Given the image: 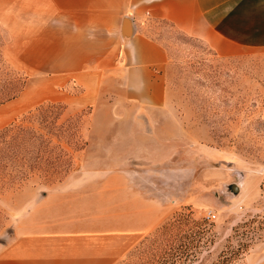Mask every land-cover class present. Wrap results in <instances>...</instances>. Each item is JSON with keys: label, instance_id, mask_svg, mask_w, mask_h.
Wrapping results in <instances>:
<instances>
[{"label": "rangeland", "instance_id": "1", "mask_svg": "<svg viewBox=\"0 0 264 264\" xmlns=\"http://www.w3.org/2000/svg\"><path fill=\"white\" fill-rule=\"evenodd\" d=\"M146 31L168 50L166 100L126 113L103 65L72 64V0H0V132L22 153L0 156V242L41 191L84 186L83 166L116 163L124 136L139 159L166 166L183 205L117 264L156 263L194 238L192 264L223 251L226 264H249L264 248V54L219 56L166 21L149 19ZM86 151L103 159L86 161Z\"/></svg>", "mask_w": 264, "mask_h": 264}, {"label": "crops", "instance_id": "2", "mask_svg": "<svg viewBox=\"0 0 264 264\" xmlns=\"http://www.w3.org/2000/svg\"><path fill=\"white\" fill-rule=\"evenodd\" d=\"M149 19L205 40L222 57L264 54V0H72V64L103 65L126 113L166 100L168 50L146 31ZM115 141L112 166L82 164L89 183L38 194L0 242V264H117L183 205L172 198L166 166L139 159L130 137ZM98 154L86 151L84 160ZM248 262L264 264V248Z\"/></svg>", "mask_w": 264, "mask_h": 264}, {"label": "trees", "instance_id": "3", "mask_svg": "<svg viewBox=\"0 0 264 264\" xmlns=\"http://www.w3.org/2000/svg\"><path fill=\"white\" fill-rule=\"evenodd\" d=\"M19 136L20 135H16V137ZM14 140L15 137L13 136V134H10L9 129L0 132V156L3 153L7 152L9 158L14 159L15 161H19L22 160V153L19 146L13 144ZM160 227L163 226L161 225ZM160 227L158 228V230L160 229ZM195 240L196 238L190 241L181 242L177 248L173 247L172 250L168 251L169 255H166V257H163L162 260H158L156 261V263L151 264H192L194 261L200 259V255H198L196 251L192 250V248L196 246L194 244ZM226 254H228V252L223 251L218 255V259L214 260L212 264H226V257L228 256H225ZM206 260V256L201 257L200 262L197 264H203L204 262H206Z\"/></svg>", "mask_w": 264, "mask_h": 264}, {"label": "water", "instance_id": "4", "mask_svg": "<svg viewBox=\"0 0 264 264\" xmlns=\"http://www.w3.org/2000/svg\"><path fill=\"white\" fill-rule=\"evenodd\" d=\"M125 29H126V36H129L131 33V28L129 27V20L126 19L125 21ZM227 191L231 192L234 195H238L241 191V185L238 182H233L230 184H227Z\"/></svg>", "mask_w": 264, "mask_h": 264}, {"label": "built area", "instance_id": "5", "mask_svg": "<svg viewBox=\"0 0 264 264\" xmlns=\"http://www.w3.org/2000/svg\"><path fill=\"white\" fill-rule=\"evenodd\" d=\"M204 217L208 220V221H215L218 218V214L215 210L209 208L206 210Z\"/></svg>", "mask_w": 264, "mask_h": 264}]
</instances>
